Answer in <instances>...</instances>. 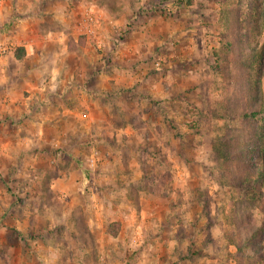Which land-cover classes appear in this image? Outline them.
<instances>
[{
    "label": "clouds",
    "instance_id": "clouds-1",
    "mask_svg": "<svg viewBox=\"0 0 264 264\" xmlns=\"http://www.w3.org/2000/svg\"><path fill=\"white\" fill-rule=\"evenodd\" d=\"M19 2L26 7L0 0V121L7 117L15 129L10 132L4 124L0 137V181H8L0 186L8 196L0 217L12 211L17 197L45 187L50 203L35 197L42 208L25 207L12 231L0 226V264H162V257L163 264H183L181 257L191 245L177 233L196 223L199 193L207 189L212 196L220 185L211 181L209 142L196 133L191 112L169 111L175 128L162 124L157 131L159 122L150 120L149 105L169 108L181 82L167 66L168 58H157L153 51L154 46L171 50L174 45L152 38L150 24L139 23L156 9L176 14L179 0ZM13 8L20 15L8 29ZM135 31L142 35L134 44L122 39ZM176 31L168 32L167 41ZM189 50L200 64L181 69L185 81L197 86L206 79L222 82L214 71L204 75L194 41ZM78 52L89 66L86 71L73 67ZM65 97L71 105L56 103ZM210 97L222 99L223 89L211 88ZM42 154L49 158L48 169L39 167ZM152 176L155 184L163 179V214L147 203L153 199L146 187ZM13 180L23 191L16 187L7 193ZM211 214L217 215L214 205ZM33 216L41 225L39 234L29 225ZM77 216L85 226L83 236ZM164 217L177 218L166 236L161 235ZM200 223L207 224V218ZM251 223L254 230L264 228V214L256 205ZM210 231L221 247L215 260L219 264L220 257L237 249L219 224ZM202 251L214 252V245ZM195 259L196 264H214L207 256Z\"/></svg>",
    "mask_w": 264,
    "mask_h": 264
},
{
    "label": "rangeland",
    "instance_id": "rangeland-1",
    "mask_svg": "<svg viewBox=\"0 0 264 264\" xmlns=\"http://www.w3.org/2000/svg\"><path fill=\"white\" fill-rule=\"evenodd\" d=\"M10 5L18 7H26V4H21L19 0H8ZM253 0H179L180 10L176 14H165L156 9L152 15L142 17L140 24L148 26V34L157 40H164L167 43L173 44L174 47L169 50L168 47L160 48L154 46L153 51L157 58L163 56L168 58V67H170L177 75L180 85L175 89V103L171 104L169 108L162 107L156 102L149 105V118L152 121H158L157 131L160 130V125L165 124L170 128H175L176 124L168 119L169 111H179L182 113H192V118L196 120L197 125L195 131L197 134L203 133L209 142V159L212 163L209 165L210 178L220 185L219 190L212 196L207 195V189L204 192L199 193L196 202L194 203V209L197 214L196 223L185 230L180 228L177 236L183 241L187 238L190 242V247L187 252L181 257L183 264H196V257L207 256L213 259L214 264L217 255L219 254L221 247L213 238L210 229L214 224H219L225 231V235L229 244L235 246L232 241L237 236L238 232L245 231L244 226L251 223L252 219V206L256 205L259 208L260 213L264 214V182L258 180L253 184L238 183L236 179L229 178L228 175L222 173L215 159L214 149L217 140L224 139L226 135H233L234 132H240L238 127L243 124L249 126L251 129L257 126L264 127V117L259 121H251L247 118L230 115L226 109L225 94L227 92L226 85L227 80L237 86L238 83L235 79L239 77L237 67L233 64V55H235L237 48L235 45H229V41L233 40V32H229L228 18L232 19L231 11L236 4H242L245 10L249 6L253 5ZM197 5L193 7V5ZM20 13L15 12L13 8L12 15L8 18L12 23H7L8 29L15 27L14 17L19 16ZM2 27V26H0ZM131 28V25L129 26ZM171 29H177L176 35L172 41H167L168 32ZM39 31V29H36ZM181 32H187V35H181ZM142 33L140 31L125 33L122 39L126 38L129 44H134ZM191 41L199 47L201 51V59L204 61L203 67L205 68L204 75H208L209 71H214L218 76H222L223 80L217 83L216 79L204 80L201 85L189 83L184 80L186 72L182 71V68L195 67L200 64V61L195 59V54L189 49L191 47ZM233 44V43H232ZM254 44L258 49V53L261 52L264 47V23L260 34L255 35ZM52 46H49L51 50ZM209 50V55H204V50ZM82 53L77 54V57L73 58V67L76 70L86 71L88 70V64L86 61H81L79 56ZM227 58V60H226ZM151 60V57L149 58ZM99 63V61H97ZM211 66L209 68L208 66ZM149 76H152V72H148ZM159 75V74H157ZM234 81L237 83L235 84ZM229 86V85H228ZM213 87H219L223 89V98L216 99L215 101L210 97V89ZM243 87V86H242ZM241 87V88H242ZM236 88V87H235ZM262 89L264 92V75L262 78ZM146 94V93H142ZM27 95V93H25ZM57 104L67 103L72 104V100L65 97L63 100L57 101ZM107 115V112H105ZM262 116V115H261ZM137 119V117H132ZM25 123V121H21ZM140 124L134 126L140 127ZM4 124H8L9 131L15 132L12 123L7 117L3 121H0V137L4 133ZM64 125L61 124V130ZM193 128V125H189ZM148 136L152 133L149 131ZM178 135V134H177ZM219 147V144H218ZM261 157L263 155H260ZM260 157H249V162L256 160ZM41 169H48L50 167L49 158L47 154H42L40 158ZM0 163H3L0 161ZM250 164V163H249ZM15 171V169H13ZM148 184L146 187L153 194V199L148 201V206L155 208L163 214V209L167 206L166 200H164L163 194L160 193V188L163 186V179L159 184H155L156 177H148ZM26 184V182H24ZM8 184L7 179L0 181V186L6 187ZM20 187L15 180L12 182L11 187H7V193H12L13 188ZM20 191H23V187H20ZM199 192V189H197ZM161 196V199L157 200L156 196ZM32 197L33 199H29ZM35 197H39L43 203H50L49 196L46 187L39 192H30L23 199L17 197L16 202L12 206L11 212H6L0 217V226L7 225L12 231L15 226V222L18 218H22L24 215V208L30 207V210L36 207H43V204H37ZM8 196L4 193H0V208L4 207L7 202ZM28 204H25V201ZM215 206L217 215L212 216V206ZM179 215V214H178ZM207 218V224H201L200 218ZM75 223L81 230L82 236L85 234V226L81 217H75ZM177 218L173 217L169 219L164 217L162 236H166L167 232L175 225ZM29 225L37 231L41 225L34 222V216L29 220ZM46 226V225H44ZM116 226L114 225L113 228ZM199 232V235H198ZM259 232L257 236L259 239L258 244H264V228L256 231ZM257 234V233H256ZM201 236H206V239H201ZM208 244L214 245V252L202 251V248H206ZM252 242L247 241L243 244L241 249H237L233 254L228 252L226 256L220 257L219 264H264V257L256 255V251L252 248ZM227 246H225L226 248ZM258 249V248H257ZM264 256V249L261 250ZM165 258L162 257V264Z\"/></svg>",
    "mask_w": 264,
    "mask_h": 264
},
{
    "label": "trees",
    "instance_id": "trees-1",
    "mask_svg": "<svg viewBox=\"0 0 264 264\" xmlns=\"http://www.w3.org/2000/svg\"><path fill=\"white\" fill-rule=\"evenodd\" d=\"M252 3L253 5L251 4L247 10L242 4H236L230 12L232 19L228 18V31L234 33L229 45H235L237 48L235 55L231 57L242 78L235 79L237 86L226 81L225 106L230 115L259 121V116L261 119L264 117L262 89L264 47L258 53L254 39L255 35L262 31L264 0H253ZM23 51V49L18 51V57L23 55ZM235 81L234 83L237 84ZM238 128L244 130L234 132L233 135L228 134L224 139L221 138L215 143L214 154L218 166L222 173L231 179H236L241 185L253 184L258 180L264 182V127L257 126L251 129L243 124ZM250 156L260 158L249 162ZM244 230L238 232L239 236L233 239L232 243L241 249L246 241L247 243L252 242L251 246L256 251V255L264 257L261 253L264 244H258L259 232L254 230L252 223L244 226Z\"/></svg>",
    "mask_w": 264,
    "mask_h": 264
}]
</instances>
